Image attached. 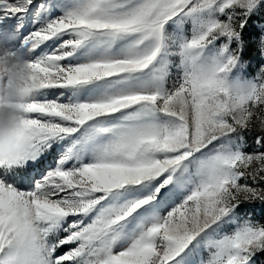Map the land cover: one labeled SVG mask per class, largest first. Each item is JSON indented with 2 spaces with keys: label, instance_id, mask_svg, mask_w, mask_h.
Masks as SVG:
<instances>
[{
  "label": "snow or ice",
  "instance_id": "snow-or-ice-1",
  "mask_svg": "<svg viewBox=\"0 0 264 264\" xmlns=\"http://www.w3.org/2000/svg\"><path fill=\"white\" fill-rule=\"evenodd\" d=\"M17 53L39 87L0 161V264L264 257V0H0Z\"/></svg>",
  "mask_w": 264,
  "mask_h": 264
},
{
  "label": "clouds",
  "instance_id": "clouds-1",
  "mask_svg": "<svg viewBox=\"0 0 264 264\" xmlns=\"http://www.w3.org/2000/svg\"><path fill=\"white\" fill-rule=\"evenodd\" d=\"M29 61L22 54L0 60V161L23 146L20 122L26 116L23 105L34 95L39 83L32 79Z\"/></svg>",
  "mask_w": 264,
  "mask_h": 264
},
{
  "label": "rangeland",
  "instance_id": "rangeland-1",
  "mask_svg": "<svg viewBox=\"0 0 264 264\" xmlns=\"http://www.w3.org/2000/svg\"><path fill=\"white\" fill-rule=\"evenodd\" d=\"M255 19V18H254ZM251 34H255V29L254 28H249L248 30H246V33H245V36L247 38L248 35H251ZM255 49L252 45L249 46V48L247 49V51L245 52V60H248V59H251L253 64H258L260 62V58L258 55H255ZM252 69L249 68V72H251ZM51 158H47L46 160H42L40 162L39 165H37V167H40V168H43L44 164L47 162V160H50ZM261 259H264V257H258L257 258V264H259V261Z\"/></svg>",
  "mask_w": 264,
  "mask_h": 264
}]
</instances>
